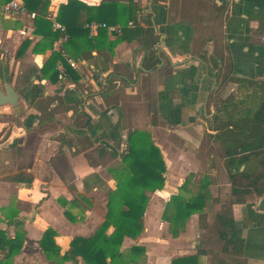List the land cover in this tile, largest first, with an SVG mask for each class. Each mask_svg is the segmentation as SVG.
I'll return each instance as SVG.
<instances>
[{
  "label": "crops",
  "instance_id": "crops-1",
  "mask_svg": "<svg viewBox=\"0 0 264 264\" xmlns=\"http://www.w3.org/2000/svg\"><path fill=\"white\" fill-rule=\"evenodd\" d=\"M9 1L0 0V91L9 83L18 95V107L0 105V230L9 237L24 231L12 263L48 264L38 243L49 227L56 233L60 253L68 249L74 236L95 231L104 219L106 191L116 187L115 171L127 152L128 134L142 130L160 151L164 181L160 189L147 191L143 231L135 240L124 238L121 248L145 246L141 264H170L173 258L185 256H195L194 264H264V218L251 220L246 206L251 205L255 214L264 212V200L255 194L252 199L247 194L244 203L227 208L236 235L243 239L241 254L222 251L214 220L212 224L208 221L212 206L216 213L221 204H229H224L228 191H222L227 182L223 187L217 180L212 184L211 193L217 200L205 219L201 222L198 214H192L178 236H170L168 224L161 219L163 203L178 192L188 173L197 174L189 171L191 161L184 160L179 167L170 163L165 149L174 148L179 155L192 158L199 135L204 134L203 126L214 111L209 100L216 81L225 78L223 85H229L225 93H236L237 81H255L264 75V31L257 28L264 24V0H117L119 5H136V22L154 32L152 49L157 62L152 68H145L150 50L141 44V36L116 42L112 52L82 48L71 50L74 58L67 56L63 45L68 35L56 15L68 0H48L44 17L59 35L51 49L35 53L33 46L41 38L33 32L35 13L26 8L22 13L6 11L4 5ZM77 1L97 6L105 0ZM216 4L229 14L221 30L209 22L210 7ZM79 15L82 20L85 14L74 6L70 26L77 24ZM55 23L63 29H57ZM92 23L98 22L84 25L94 42L100 28L91 31ZM128 23L126 27L132 28ZM112 26L119 31L106 29L108 41L122 33L120 24ZM23 38L30 44L21 56H15ZM227 47L231 64L226 60L224 67L221 62L213 75L210 61L221 53L227 57ZM54 51L65 62L55 63L56 81H51L42 75V67ZM60 67L65 71L63 78L58 77ZM206 111L210 114L204 116ZM206 132L214 134L210 129ZM172 139L180 146L173 145ZM204 172L212 175L210 169L200 174ZM153 197L162 202L160 214L152 210ZM59 199L67 205L76 202L73 211L84 209L83 219L70 222ZM149 215L151 224H146ZM111 231L112 227L107 232ZM2 254L0 249V257ZM77 264H83L79 257Z\"/></svg>",
  "mask_w": 264,
  "mask_h": 264
},
{
  "label": "trees",
  "instance_id": "trees-1",
  "mask_svg": "<svg viewBox=\"0 0 264 264\" xmlns=\"http://www.w3.org/2000/svg\"><path fill=\"white\" fill-rule=\"evenodd\" d=\"M22 1L29 12L35 13L33 32L41 36L34 44L33 52L51 49L59 32L52 30L51 22L44 17L49 1ZM74 6H78L80 14L83 11L85 15L82 20L79 15L77 24L70 26L69 17ZM136 7L133 3L119 5L117 0H105L97 6L77 0H68L61 4L56 20L65 27L63 30L68 35L63 45L67 56L74 58L76 54L72 51L76 52L82 48H103L112 52L116 42L141 36L140 39H144L141 44L150 50L145 58V68L154 67L157 59L152 47L156 37L153 31L141 28L136 22ZM91 21L104 22L107 25L118 23L122 33L115 41H108L106 28H100L93 42L87 37L88 30L84 25ZM128 21L133 24L132 28L126 27ZM29 44L30 40L23 38L17 46L15 56H21ZM63 59L59 52H52L42 67V75L56 81V71L53 67L58 60L65 62ZM218 118L221 120L214 125V138L222 144L224 169L231 195L229 204H221L219 211L214 214V225L222 242V251L241 254L243 239L236 235L234 220L228 214L227 208L234 203H244L245 195L250 193L264 196V104L259 106L258 101L254 100L249 107L234 104L231 109H226L222 105L215 116V119ZM164 171L165 164L150 134L142 130L130 131L127 137V152L122 156L121 168L115 171L116 187L106 191L103 221L91 235L74 236L64 253H60V248L55 243V231L47 228L38 245L48 264H63L65 261L77 264V257L83 264H141L147 252L145 246L132 244L123 250L121 245L124 238L135 240L143 231V214L148 202L147 191L153 192L163 186ZM29 181L30 179L26 178V182ZM215 182L208 172L197 178L194 173L185 176L178 192L170 195L162 206L161 219L168 224L170 236H178L192 214H198L201 222L205 219L206 212L217 200L211 193V186ZM189 185L192 188H188ZM58 201L64 207L63 215L70 222L83 219L84 209L73 211L76 202L67 205L68 202L63 199ZM246 206L249 218L255 220L259 214H255L250 205ZM110 227L112 231L107 232ZM23 240V230L15 232L13 237L0 230V249L3 251L0 264H13L12 257L19 252ZM195 259V256L178 257L173 258L170 264H194Z\"/></svg>",
  "mask_w": 264,
  "mask_h": 264
},
{
  "label": "rangeland",
  "instance_id": "rangeland-1",
  "mask_svg": "<svg viewBox=\"0 0 264 264\" xmlns=\"http://www.w3.org/2000/svg\"><path fill=\"white\" fill-rule=\"evenodd\" d=\"M227 86H229L227 83L224 84V86L221 89V92H224L227 89ZM224 95H227V94H221L220 96L223 97ZM247 95H248L247 98H245L243 100L244 104H243V101L240 104V102H236L237 100H235L231 104L230 109L232 108V106L234 104H239V106H241V105L242 106L252 105L253 101L255 99H251L252 95H250V94H247ZM230 112H232V111L230 110ZM211 128H212L211 125L208 124V123H206L203 126L204 134L201 133L199 135L198 147L195 148V154L192 153V158L190 157V159H187V157L179 155V153H177V149L173 148L171 151H169V150L166 151V149H165V152H168V155L166 156V159L168 161H170V163H173L174 165H177L178 167H179V165H181V162H182V164L184 163V160H186V162L188 164H189V161H191L192 164H191L190 170L186 166L184 171L187 172L189 170V171L197 172L196 178L198 177V175H201L200 174L201 170L210 169L212 175H214L213 176L214 179L217 180L220 183V187L224 186L222 183H224V182L228 183V184H226L224 186V188L226 187V190L222 189V191H228V195H227L228 198H227V200L224 201V204L225 203L227 204L229 202L228 200L230 199V195L231 194H230V184H229V182L227 180L226 172H225V169H224V158H223L222 148H221L222 144L218 140L213 139L210 136L211 134L206 132V129L212 130ZM172 140H173L172 142L174 143L173 145L180 146V143H179L178 140H175V139H172ZM183 155H185V152H183ZM214 191L216 192V188H214ZM252 194H255V193L248 194L247 198L249 199L250 196H252ZM250 199H252V198H250ZM161 203H162L161 201H159V202L154 201V197H153V200H152V203H151L152 204V210L156 214H160L161 213L160 212ZM214 211L215 210L213 209V206H212V208H210V210L208 212V216H209L208 217V221H209L210 224H212V222L214 220V213H215ZM151 220H152L151 216L150 215L147 216L146 224H151ZM210 228L208 230H211ZM160 231H162V230H160ZM163 231H164V229H163ZM124 248H126V247H124Z\"/></svg>",
  "mask_w": 264,
  "mask_h": 264
},
{
  "label": "flooded vegetation",
  "instance_id": "flooded-vegetation-1",
  "mask_svg": "<svg viewBox=\"0 0 264 264\" xmlns=\"http://www.w3.org/2000/svg\"><path fill=\"white\" fill-rule=\"evenodd\" d=\"M198 3L201 4V1H199ZM199 8H201V6ZM209 13H210V17H209L210 21L209 22L211 24H214L218 30H221V28H223L225 26L224 23H225L227 17L229 16L227 9L222 8L219 5L217 6V4H216L215 6L210 7ZM257 28H258V30L264 31V24L259 25ZM226 54H227V57L223 56V54L221 53L218 55L221 58L217 56L218 59L217 58L211 59L210 62H211V70H212L213 75L216 74V72H217L216 69L218 66H220L221 62L225 63L224 67L226 66V63H227L226 60H228V65L231 64V58H230V53H229L228 47L226 48ZM223 59H224V61H223ZM224 82H226L225 78L222 81H221V79L216 81V83L214 84L215 85L214 91H213L212 96H211L212 99L210 98L211 100H209V104L212 103L214 106V111H213L211 119H208V122H206V123L210 124L212 127L211 129L214 131V134L210 135L213 139H215L214 135L216 133V130L214 129V125L216 123L220 122V120H221L220 118L215 119V116L217 115V110L219 108H221L222 105L224 106V108L229 109L231 104L235 100H237L236 102H240V104H241L242 101L245 98H247V94L252 95L251 99H255L256 101H258L259 106H261V104H264V75L260 76V78L255 80V81H248L246 79L245 80L242 79L241 81H237L238 83L236 85V90H237L236 93H232L233 91H230L227 93H225V91L221 92V89L224 86L223 85ZM227 82H229V81H227ZM221 94H227V95H224L222 97V96H220ZM243 104H244V101H243ZM249 106L246 105L244 107H249ZM209 114H210V111H206V113L204 112V116H207ZM256 197L261 198L262 201L264 200L263 195H261V196L256 195ZM258 209L260 211L262 210L261 208H258ZM247 211H248V209H247ZM259 216H261V218L263 219L264 218V212L263 213L259 212Z\"/></svg>",
  "mask_w": 264,
  "mask_h": 264
},
{
  "label": "built area",
  "instance_id": "built-area-1",
  "mask_svg": "<svg viewBox=\"0 0 264 264\" xmlns=\"http://www.w3.org/2000/svg\"><path fill=\"white\" fill-rule=\"evenodd\" d=\"M4 10L6 11H15L17 13H22L25 11V7L22 3H20L18 0H10L8 3H6L4 5ZM129 25L132 24L131 22L128 23ZM55 27L57 29H63V27L60 25V24H57L55 23L54 24ZM91 31H94L96 28H106L108 30H111V31H115L118 29L119 31V28L116 27V26H112V25H107L106 23L102 22V23H92L89 25ZM68 63L73 66V67H76V63L74 61H72L71 59H68ZM65 76V71H64V68L63 67H60V70H59V73H58V77L59 78H63Z\"/></svg>",
  "mask_w": 264,
  "mask_h": 264
},
{
  "label": "water",
  "instance_id": "water-1",
  "mask_svg": "<svg viewBox=\"0 0 264 264\" xmlns=\"http://www.w3.org/2000/svg\"><path fill=\"white\" fill-rule=\"evenodd\" d=\"M4 88V91H0V105L9 103L13 108H17V93L7 82L4 83Z\"/></svg>",
  "mask_w": 264,
  "mask_h": 264
}]
</instances>
